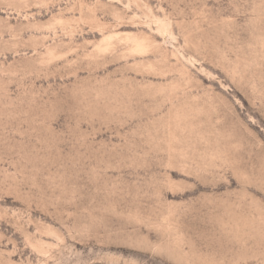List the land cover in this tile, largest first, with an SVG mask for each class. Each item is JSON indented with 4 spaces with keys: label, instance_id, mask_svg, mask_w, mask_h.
I'll use <instances>...</instances> for the list:
<instances>
[{
    "label": "rangeland",
    "instance_id": "obj_1",
    "mask_svg": "<svg viewBox=\"0 0 264 264\" xmlns=\"http://www.w3.org/2000/svg\"><path fill=\"white\" fill-rule=\"evenodd\" d=\"M0 264H264V0H0Z\"/></svg>",
    "mask_w": 264,
    "mask_h": 264
}]
</instances>
